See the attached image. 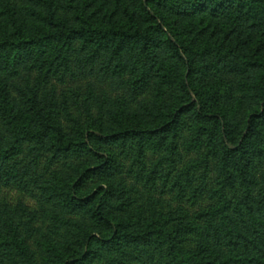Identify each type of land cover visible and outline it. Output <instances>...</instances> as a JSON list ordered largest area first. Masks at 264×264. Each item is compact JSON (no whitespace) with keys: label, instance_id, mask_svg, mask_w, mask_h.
<instances>
[{"label":"trees","instance_id":"trees-1","mask_svg":"<svg viewBox=\"0 0 264 264\" xmlns=\"http://www.w3.org/2000/svg\"><path fill=\"white\" fill-rule=\"evenodd\" d=\"M0 264H264V0H0Z\"/></svg>","mask_w":264,"mask_h":264},{"label":"rangeland","instance_id":"rangeland-1","mask_svg":"<svg viewBox=\"0 0 264 264\" xmlns=\"http://www.w3.org/2000/svg\"><path fill=\"white\" fill-rule=\"evenodd\" d=\"M193 156H185V159L192 158ZM128 185L131 188L132 196L136 197L141 203H145L146 201L154 198L152 194H150L146 189H144L142 186L129 181ZM155 199H158L155 197Z\"/></svg>","mask_w":264,"mask_h":264}]
</instances>
